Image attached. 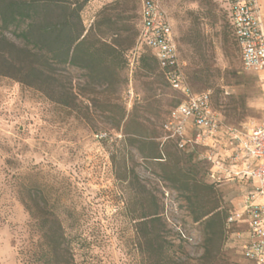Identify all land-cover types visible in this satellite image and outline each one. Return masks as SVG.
Segmentation results:
<instances>
[{"label":"rangeland","instance_id":"1","mask_svg":"<svg viewBox=\"0 0 264 264\" xmlns=\"http://www.w3.org/2000/svg\"><path fill=\"white\" fill-rule=\"evenodd\" d=\"M155 1L177 38L195 23L205 39V56L198 64L185 43L180 44V60L184 82L194 93L204 91L207 84L212 91L218 131L202 146L186 150L193 151L192 162L203 161L201 170H206L209 164L203 157L208 149L229 150L226 128L261 123L264 83L241 67L229 28L223 31L224 11L217 1L210 0L208 6L201 0ZM78 2L84 3L80 13L85 28L104 8L120 19L125 27L120 38L123 48L138 30L141 0ZM259 3L264 12V0ZM0 40H4L1 52L8 48L7 41L17 49L24 46L10 29H0ZM200 67L210 69L207 84L192 77ZM42 72L71 105L59 104L37 87L0 74V264H46L35 220L22 204L23 188L33 183H38L62 225L69 264H202V227L191 220L185 200L158 176L156 162L140 158L122 132L124 125L117 128L105 117L107 102L122 105L131 119L129 126L152 133L160 129L171 106L182 101L181 95L166 85L157 68L155 75H147L128 64L120 71L119 84L110 89L89 86L82 70L69 65L46 66ZM202 173L197 178L207 181ZM244 190L238 182H226L215 187L208 201L229 213L240 205ZM155 206L168 240L159 263L144 251L136 220L144 208ZM176 226L191 239L176 235ZM240 229L225 230L216 264H249L235 233Z\"/></svg>","mask_w":264,"mask_h":264},{"label":"trees","instance_id":"2","mask_svg":"<svg viewBox=\"0 0 264 264\" xmlns=\"http://www.w3.org/2000/svg\"><path fill=\"white\" fill-rule=\"evenodd\" d=\"M201 1L206 6L210 4V0ZM215 1L224 11L223 31L227 26L233 38L225 0ZM83 5L84 3L78 0L73 2L0 0V29L2 31L10 29L24 44L17 49L13 43L7 41L8 48H4L3 52H1L3 48L0 49V74L37 87L49 99L62 105H71V103L66 94L58 91L52 81L49 82L44 77L43 67L69 65L82 70L89 86L115 88L120 82V71L127 68L129 64L128 58L124 56V49L127 48L126 51H129L133 48L138 30L127 40L128 44L123 48L120 38L125 27L120 19L111 13L107 14L104 8L99 11L93 24L85 28L80 13ZM176 39L179 43V55L180 44L185 43L191 48L196 64L204 58L205 39L198 24L192 23L186 32ZM3 41L0 40V46L4 43ZM233 41L236 46L235 38ZM155 68L157 64L151 51L147 48L141 49L135 60L134 69H140L147 75H155ZM209 70L203 67L195 68L192 77L207 84ZM157 71H159L158 68ZM159 74L164 80L161 71ZM207 88H209L208 84L203 90ZM179 102L173 104L171 108ZM106 106L105 117L113 121L117 128L121 124L124 125L122 132L127 133L128 143L136 149L141 159L158 164V176L170 189L178 191L185 200L191 220L201 225L202 235H204L203 254L200 257L202 264H216V255L225 235L226 217L230 212L227 213L217 202L208 201L216 186L208 179L202 182L197 178L200 171L207 175V167L206 170H201L203 167L200 164L203 161L192 162V155L195 153L179 149L174 140L161 143L160 137L163 132L160 129L168 120L171 108L161 122L160 129L147 133L138 127L129 126L131 119L126 115L122 105L115 107L111 102H107ZM129 173L137 177L133 170ZM23 195L22 204L35 220L37 231L45 246L43 250L45 263L69 264L70 248L62 225L38 183L24 187ZM159 213V206L146 207L136 217L143 249L150 258L156 259L157 263L162 259L163 250L168 245L163 232L165 226Z\"/></svg>","mask_w":264,"mask_h":264},{"label":"built area","instance_id":"3","mask_svg":"<svg viewBox=\"0 0 264 264\" xmlns=\"http://www.w3.org/2000/svg\"><path fill=\"white\" fill-rule=\"evenodd\" d=\"M225 4L241 67L257 74L264 83V28L259 2L225 0ZM139 11L135 44L127 54L129 66H134L141 49L151 51L166 84L182 97L162 125L160 141L174 140L179 149L193 150L218 131L219 122L211 108L212 91L194 93L184 82L178 40L159 3L141 0ZM226 129L229 150L224 153L208 149L203 157L209 164L207 178L216 187L235 181L245 188L240 205L229 213L225 225L227 231L234 226L241 228L235 233L241 237L243 259L249 264H264V116L258 126ZM175 232L184 240L191 239L179 226L175 227Z\"/></svg>","mask_w":264,"mask_h":264},{"label":"crops","instance_id":"4","mask_svg":"<svg viewBox=\"0 0 264 264\" xmlns=\"http://www.w3.org/2000/svg\"><path fill=\"white\" fill-rule=\"evenodd\" d=\"M258 2H259V0H258ZM259 8L262 9L261 6H260V3H259ZM261 12H262V15H263V18H264V12L262 10H261ZM263 18H262V23H263V28H264Z\"/></svg>","mask_w":264,"mask_h":264}]
</instances>
